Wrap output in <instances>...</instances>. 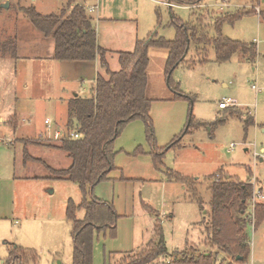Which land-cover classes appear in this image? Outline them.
<instances>
[{
  "label": "rangeland",
  "instance_id": "1",
  "mask_svg": "<svg viewBox=\"0 0 264 264\" xmlns=\"http://www.w3.org/2000/svg\"><path fill=\"white\" fill-rule=\"evenodd\" d=\"M165 1L147 0L141 8L137 20L141 39L157 31L158 39L174 40L172 14L190 24L205 14L206 23L214 26L220 18L238 13L244 16L224 23L222 34L255 44L258 56L252 63L236 53L229 62L219 64L213 50L204 58L192 47L169 83L168 51L149 50L147 93L155 100L150 111L154 137L150 139L146 123L136 119L115 141L116 169L91 195L112 203L119 218L114 230L89 234L92 264H114L124 255L139 252L154 240L157 222L162 226L168 255L152 264L172 261L171 256L187 246L211 253L215 264H235L232 256L208 240L210 178L221 173L244 183L257 179L264 190V157L257 164L253 160L255 149H264V0H230L242 8H230L225 13L176 3L171 10ZM200 1L207 5L216 0ZM6 2L9 9L0 11V34L11 33L14 26L18 34L22 30L18 55L29 58L0 61V264L13 252L12 244L35 254L36 262L26 258L23 264H72L73 225L67 219V208L69 201L79 206L84 197L77 184L48 179L51 174L47 166L62 170L70 161L64 152L49 149L60 143L46 141L45 120L55 123L54 128L65 129L66 100L73 94L92 96L95 83L81 84L67 78L58 63L33 59L35 50L28 42L23 43L26 28L33 25L23 18L22 8L34 6L42 15L59 14L61 10L69 13L67 0H0V4ZM78 3L86 10L95 6V0ZM126 9L136 12L132 2ZM249 12L253 14L246 15ZM210 34L216 35L214 30ZM118 58L117 53L109 56L113 71L120 69ZM203 59L207 61L198 63ZM225 99L234 100L235 107L221 110L219 104ZM18 101L23 104L25 118L14 112ZM25 153L32 160L24 159ZM161 153L163 163H155V155ZM193 179L197 180L196 188L189 192L187 183ZM84 217V210L77 212L78 220ZM248 222L250 256L246 264H264V221L256 227L255 222Z\"/></svg>",
  "mask_w": 264,
  "mask_h": 264
},
{
  "label": "trees",
  "instance_id": "2",
  "mask_svg": "<svg viewBox=\"0 0 264 264\" xmlns=\"http://www.w3.org/2000/svg\"><path fill=\"white\" fill-rule=\"evenodd\" d=\"M166 1L180 6L196 5L201 2L200 0ZM67 2L71 9L69 13L61 10L59 14L42 15L34 6L22 8L21 13L38 32L54 40L56 61L91 62L98 58L100 67L105 73V76L103 73L98 74L92 97L81 98L76 95L67 102L66 126L70 130L76 129L81 139L64 140L59 142L60 144L49 146L50 149L65 153L70 161L69 167L62 170L46 167L51 174L48 179L77 184L83 193L84 199L79 206L69 201L67 208V219L73 225L72 264H92L89 234L94 230L100 231L107 228L114 230L119 218L112 203L91 195L92 190L103 181L109 180L110 174L116 169L115 141L126 125L136 119H142L148 127L149 138L154 137L150 111L155 100L147 93L149 50L162 48L168 51L166 76L170 83L174 71L186 62L192 47L199 56L204 55V58H208L210 51L213 50L215 61L219 64L229 62L236 53H241L247 60L254 63L258 56V49L255 44L248 45L222 34L221 27L224 23H233L244 14L224 16L214 26L206 23L205 14L200 15L192 24L183 23L172 14L171 24L176 30L174 40L158 39V33L155 31L147 39L138 40L133 51L118 52L120 69L111 71L107 57L108 51L98 44L93 18L88 15L86 8L80 5L78 0H67ZM2 9L0 4V11ZM202 10L209 11V9ZM248 14L253 13H246ZM157 18L160 20L159 12H157ZM211 30L216 33L215 36L211 37ZM0 59H19L18 35L15 26L11 33L4 31L0 34ZM206 61L203 59L198 63L203 64ZM171 87L175 89V86L171 85ZM175 144V142L172 143L168 149ZM163 156L162 153L156 154L155 163L162 164ZM24 159L32 160V157L25 153ZM176 179L182 181L180 177ZM210 181H212L209 187L211 216L210 226L207 229L208 240L214 247L232 256L235 264H246L250 256L246 236L248 220H251L247 211L252 196V186L249 182L244 183L228 174L221 173H217L215 177L212 176ZM196 183L197 180L194 179L187 183L189 192H194ZM80 210L85 211L83 220L77 219V212ZM263 221L264 203H261L256 207L255 227ZM11 246L13 252L4 264L17 262L23 264L26 258L36 262L37 258L31 250H25L14 244ZM166 255L168 250L162 226L160 222H157L154 240L139 252L124 255L120 262L114 264H152ZM171 257L172 261L162 264H215L211 253H202L193 246H187L185 250ZM237 257H241L242 260L237 261Z\"/></svg>",
  "mask_w": 264,
  "mask_h": 264
},
{
  "label": "crops",
  "instance_id": "3",
  "mask_svg": "<svg viewBox=\"0 0 264 264\" xmlns=\"http://www.w3.org/2000/svg\"><path fill=\"white\" fill-rule=\"evenodd\" d=\"M131 2L133 3V6L135 8V13L131 12V10L126 9L128 6H131ZM146 2L147 0H95V6L90 7L93 8L94 11L92 13H87L91 18H93V24L97 31L99 46L108 51V62L111 53L124 52L122 50H131V48H133L134 50L136 42L138 40L146 39L140 38L138 29L139 27L137 26V20L139 18L138 14H140L141 8L145 5ZM113 7H117L118 11L115 12ZM26 29L27 38L23 43L28 42V44L33 49V52L35 50V53L32 57L33 59L41 61L50 60L54 63H58V67H60L61 70L67 75V78L72 80H80L81 84L94 82L95 85L94 87H92V93L94 94L93 89L96 87L98 74L103 73L98 58L95 61L91 62L56 61L54 59V40L52 38L45 37L34 27H29ZM17 35H20V37H22V30L19 31V34L17 32ZM20 37L18 36V48L20 45ZM18 58L29 57H20L18 55ZM6 60L8 59H0V61ZM111 71L113 70L111 69ZM76 95L80 96V94ZM76 95H70V97L66 100V112L67 102ZM80 97L83 98L82 96ZM15 111H17L22 118L25 116V114L23 113V104L21 101H18L16 103V109L14 110V112ZM2 119L3 118H0V121H2Z\"/></svg>",
  "mask_w": 264,
  "mask_h": 264
},
{
  "label": "built area",
  "instance_id": "4",
  "mask_svg": "<svg viewBox=\"0 0 264 264\" xmlns=\"http://www.w3.org/2000/svg\"><path fill=\"white\" fill-rule=\"evenodd\" d=\"M219 0L213 1L210 4L204 5L203 3H199L196 5L189 6L188 8H196V9H217L218 12H226L230 8H242V7H237L231 4L230 0H220L221 4L218 5L217 2ZM164 5L168 7H173L176 6L174 5L171 1H165L163 3ZM259 7V6H258ZM256 8L259 12L260 9ZM94 11L93 8H89L87 12L92 13ZM253 89L257 90L256 86H253ZM235 107V101L232 99H225L224 101L220 102L219 108L221 110H227L230 107ZM45 125L47 132L45 134V139L46 141H55V142H61L64 140H79L81 139V135L77 132L76 129H68L67 127L65 129H59V128H54L53 126L55 125L53 122L50 120H45ZM56 127V126H55ZM264 157V149H262L261 152H258L257 149H255L254 154H253V160L254 163L257 164L259 160H261ZM249 184L252 186V196L250 199L249 207H250V218L251 221L255 222V212H256V207L258 204L264 203V190L263 188L259 185V181L257 179H254L249 182Z\"/></svg>",
  "mask_w": 264,
  "mask_h": 264
},
{
  "label": "water",
  "instance_id": "5",
  "mask_svg": "<svg viewBox=\"0 0 264 264\" xmlns=\"http://www.w3.org/2000/svg\"><path fill=\"white\" fill-rule=\"evenodd\" d=\"M1 7L5 10H8L9 9V2H6L4 4H1ZM76 95V94H75ZM242 258L241 257H237V261H241Z\"/></svg>",
  "mask_w": 264,
  "mask_h": 264
}]
</instances>
